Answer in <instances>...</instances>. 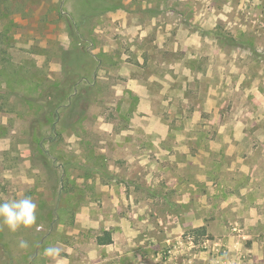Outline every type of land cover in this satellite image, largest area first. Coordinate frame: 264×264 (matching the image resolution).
I'll list each match as a JSON object with an SVG mask.
<instances>
[{"label":"rangeland","instance_id":"obj_1","mask_svg":"<svg viewBox=\"0 0 264 264\" xmlns=\"http://www.w3.org/2000/svg\"><path fill=\"white\" fill-rule=\"evenodd\" d=\"M21 194L0 264H264V0H0Z\"/></svg>","mask_w":264,"mask_h":264},{"label":"clouds","instance_id":"obj_2","mask_svg":"<svg viewBox=\"0 0 264 264\" xmlns=\"http://www.w3.org/2000/svg\"><path fill=\"white\" fill-rule=\"evenodd\" d=\"M37 223V204L28 196L21 194L9 200L0 201V224L9 232L32 228ZM21 249L28 247L27 241H21ZM61 247L49 246L44 255L53 260L61 259Z\"/></svg>","mask_w":264,"mask_h":264},{"label":"trees","instance_id":"obj_3","mask_svg":"<svg viewBox=\"0 0 264 264\" xmlns=\"http://www.w3.org/2000/svg\"><path fill=\"white\" fill-rule=\"evenodd\" d=\"M111 241L108 233H105L104 236L97 239V243L100 245L109 244Z\"/></svg>","mask_w":264,"mask_h":264}]
</instances>
